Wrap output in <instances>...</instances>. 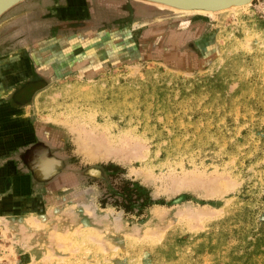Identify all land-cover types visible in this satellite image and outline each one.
<instances>
[{
    "label": "rangeland",
    "instance_id": "374dc122",
    "mask_svg": "<svg viewBox=\"0 0 264 264\" xmlns=\"http://www.w3.org/2000/svg\"><path fill=\"white\" fill-rule=\"evenodd\" d=\"M72 1L51 13L66 27L31 32L75 55L36 99L60 141L31 147L65 170L23 192L6 179L0 264H264V0L215 19ZM78 123L108 158L90 159Z\"/></svg>",
    "mask_w": 264,
    "mask_h": 264
},
{
    "label": "crops",
    "instance_id": "0c3cea01",
    "mask_svg": "<svg viewBox=\"0 0 264 264\" xmlns=\"http://www.w3.org/2000/svg\"><path fill=\"white\" fill-rule=\"evenodd\" d=\"M24 1L0 17V144H8L11 148L0 153V188L5 187L6 179L10 177L11 189L15 192L32 190L39 183L52 182L58 173L53 171L50 177L42 180L38 173L32 171L39 150L31 154V147L41 144V141L57 146L60 141V132L52 125L54 122L38 117L36 99L50 87L52 80L71 74L64 72L71 69L75 56L67 58L61 54L60 50L66 48L68 42V38L61 34H51L43 39L31 37V32L38 26L44 29L40 23H50L56 18L58 26L64 24L63 27H66L67 15L60 17L51 13L59 10L67 14L66 10L73 6V1L27 0L25 2L29 3L26 4ZM21 23L26 26L21 27ZM74 41L70 43L75 49L77 40ZM37 80L47 82L45 86L25 90L29 83L34 86L33 81ZM46 148L44 155L48 152ZM8 151L13 154L10 156ZM5 152L10 157L5 158ZM57 154L47 153L60 158Z\"/></svg>",
    "mask_w": 264,
    "mask_h": 264
},
{
    "label": "water",
    "instance_id": "95a60500",
    "mask_svg": "<svg viewBox=\"0 0 264 264\" xmlns=\"http://www.w3.org/2000/svg\"><path fill=\"white\" fill-rule=\"evenodd\" d=\"M24 0H0V17L13 6ZM175 14L203 15L215 19L226 10H233L254 0H135Z\"/></svg>",
    "mask_w": 264,
    "mask_h": 264
},
{
    "label": "flooded vegetation",
    "instance_id": "af4514ba",
    "mask_svg": "<svg viewBox=\"0 0 264 264\" xmlns=\"http://www.w3.org/2000/svg\"><path fill=\"white\" fill-rule=\"evenodd\" d=\"M73 7V8H72ZM71 9L72 10H76L75 6H72ZM70 10L67 9L66 13H69ZM33 89V85L32 83H29V85H27L25 87V90L30 91ZM33 149V148H32ZM31 150V154L34 153L35 151ZM37 160L35 161V163L33 162L32 164V171H34L35 173H38L40 175V178H42V180H46L48 177L51 176V174L53 173V171L58 172L55 175H58L59 172H62L63 170H65V164L63 159L57 158V157H52L51 155H47V152L44 155V151L42 149H39V151L37 152Z\"/></svg>",
    "mask_w": 264,
    "mask_h": 264
},
{
    "label": "bare ground",
    "instance_id": "6f19581e",
    "mask_svg": "<svg viewBox=\"0 0 264 264\" xmlns=\"http://www.w3.org/2000/svg\"><path fill=\"white\" fill-rule=\"evenodd\" d=\"M250 4V2H248V3H246V4H244V5H241V6H235V9L237 8V7H242V6H247V5H249ZM62 123V122H61ZM65 126H69L70 128H69V130H70V132H72L73 134H74V136H75V138L80 142V144H81V146L82 147H84L88 152L90 151V152H92V154H91V156L89 155V157H90V159H96V158H98V156H100V154H103V152H106V155H104L103 157L104 158H108L109 156L108 155H110V153L112 154V152H111V148H108V149H106V148H104V147H102V144H100L99 142H97L96 140V142L94 141H91V142H93V143H89V142H87L88 140H90V139H88L87 141L84 139V138H86V137H84L85 135H86V131H88V129L86 130L85 129V127L83 126V123L81 124V123H78V124H76V125H65ZM90 131V130H89ZM88 133V132H87ZM90 133H88V135H89ZM91 134H93V133H91ZM88 135H86V136H88ZM97 137V136H96ZM88 138V137H87ZM89 138H90V136H89ZM92 138V137H91ZM105 138V137H104ZM93 139V138H92ZM94 140V139H93ZM101 142V141H100ZM96 143V144H95ZM101 145H99V144ZM94 144V145H93ZM98 144V145H97ZM103 144H105V143H103ZM105 146V145H104ZM98 150L99 152L100 151H102V153H98V151L96 152V151ZM122 153V152H121ZM107 156V157H106ZM101 157V156H100ZM87 158V157H86ZM58 214V213H57ZM33 219V218H32ZM48 219V218H47ZM2 221H3V219L0 217V224L2 223ZM47 221V220H46ZM4 222V221H3ZM6 222V221H5ZM32 222V221H31ZM34 223V222H33ZM42 222H40L39 223V225L41 224ZM75 223V222H74ZM35 224V223H34ZM38 225V224H37ZM48 226V225H47ZM9 227V226H8ZM15 227V226H14ZM60 232V231H59ZM56 233V232H55ZM53 235V234H52ZM60 237V236H59ZM62 237V236H61ZM58 239V238H57ZM61 239V238H60ZM61 241V240H60ZM59 241V242H60ZM64 243V242H63ZM54 244V243H53ZM59 244V243H58ZM57 244V245H58ZM47 245V244H46ZM63 246V245H62ZM56 247V246H55ZM59 247V246H58ZM50 250V249H49ZM52 250V249H51ZM36 259V258H35ZM34 259V260H35Z\"/></svg>",
    "mask_w": 264,
    "mask_h": 264
}]
</instances>
